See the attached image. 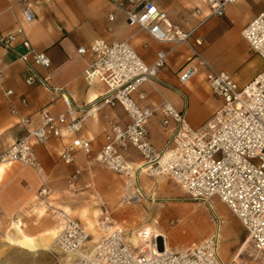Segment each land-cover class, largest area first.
Here are the masks:
<instances>
[{"label": "built area", "instance_id": "1", "mask_svg": "<svg viewBox=\"0 0 264 264\" xmlns=\"http://www.w3.org/2000/svg\"><path fill=\"white\" fill-rule=\"evenodd\" d=\"M7 1L10 5L14 2L22 5L25 21L35 20L36 0ZM111 1L126 13L131 25H138L159 41L186 44L192 58L199 63L187 66L180 74V82H188L200 67H205L206 82L223 104L210 121L197 128L189 123L187 109L178 110L165 97L154 109L141 107L135 95L145 99L147 94L140 91V87L146 83L153 87L157 83H165L159 78V71L165 64L167 52L158 51L155 63L148 64L128 40L108 42L96 38L90 45L93 60L85 70L86 78L89 82L99 80L105 83L109 90L101 97L102 105H122L130 122L125 127H115L106 135L102 148L93 154L91 140L78 135L85 117L75 115L76 104L72 97L63 89L53 87L36 68L37 65L50 68V57L38 51L28 38L21 43L24 52L13 46L17 36L24 33V28L20 27L16 33L0 35V43L14 51L27 65L26 84H40L60 92L67 108L58 115L44 111L42 124L29 129L27 135L1 151L0 162L33 168L42 182L38 196L46 205L49 204L47 199L51 189L36 155V143L43 144L51 136H71L70 143L61 151L66 164H73L75 153L81 151L89 162L122 174L134 172L125 154L133 147L148 164L150 175L171 177L193 199L207 203L212 209L213 200L218 197L239 218L255 250L264 253V65L247 83L239 85L232 74L218 71L203 57L201 37L192 40L203 23L212 17L224 16L228 6L238 0H201L208 8L207 12L200 7L195 9L201 21L189 31L180 25L169 26L167 12L154 0ZM109 19H114V13L109 15ZM242 36L264 63V9L243 28ZM78 51L85 53L87 49L82 46ZM6 94L13 96L15 91L8 89ZM22 102L26 104L27 99L22 98ZM157 110L162 113L165 127L174 123L172 133L161 150L151 142L147 128ZM12 113L18 114V110L13 107ZM20 121L27 126L31 118L20 117ZM81 173L82 167L77 166L69 175L67 183L70 189H76ZM139 199V196H133L130 201ZM57 214L59 234L55 248L50 252L58 264H244L234 258L226 261L221 256V221L217 215L215 229L191 246L181 250L167 248L166 237L163 236L161 242L153 240V245L158 247L160 244L162 249L155 252L144 245L129 243L125 230L108 209H104L97 223L98 237L70 213L61 210ZM175 223L172 221L173 225Z\"/></svg>", "mask_w": 264, "mask_h": 264}, {"label": "crops", "instance_id": "2", "mask_svg": "<svg viewBox=\"0 0 264 264\" xmlns=\"http://www.w3.org/2000/svg\"><path fill=\"white\" fill-rule=\"evenodd\" d=\"M118 1L126 2V0ZM245 1L238 0L229 6ZM154 2L167 12L169 26L180 25L186 31L197 26L201 21V16L195 14V9L200 7L204 12H207L208 9L201 0H154ZM34 9L36 11L35 20L27 22L21 4L14 2L10 5L7 0H0V35L7 36L16 33L20 27H23L24 33L17 36L13 46L24 52L25 48L21 43L28 38L38 51L44 52L50 57V68L39 65L36 68L53 87L63 89L72 97L76 104L75 115L85 117L83 128L78 135L91 140L93 154L102 148L106 142V135L112 133L115 127H125L130 122V117L122 105H102L101 97L108 93V86L99 80L89 82L86 78L85 70L93 60L90 45L96 38H102L108 42L128 40L148 64L155 63L158 51L167 52L165 64L159 71V78L165 83H157L155 87L148 83L143 84L140 91L147 94L146 98L140 99L138 95H135V99L141 107L154 109L165 97L178 110L187 109L189 123L197 128L210 121L216 110L223 104V100L220 98L219 105L203 118L196 120L194 116L190 117L189 97L185 89L196 91L194 78L199 76L206 90L214 95L206 82V68L200 67L194 77L184 84L181 83L179 77L182 71L190 64L199 63L197 59L192 58L189 47L183 43L159 41L149 32L141 30L138 25H131L126 13L119 10L111 0H36ZM259 12V10H251L238 26L237 35L244 43L245 50L235 61L228 60L226 52L223 50L231 24L227 10L224 16L212 17L207 20L192 36V40L196 37L203 39L201 46L203 57L218 71L232 74L237 82L235 75L252 57L257 56L259 62L262 63V68L264 65L263 60L258 55H254V51L242 36L243 28ZM111 13H114L113 20L109 19ZM82 46L87 49L85 53L78 51ZM261 69H258L257 66L244 83L238 82V84L244 85ZM28 74L27 65L19 59L18 55L0 43V152L27 135L29 129L39 127L43 122L44 111L58 115L67 108L60 92L49 90L40 84H26L25 79ZM8 89H13L15 94L7 95L6 90ZM22 98L27 99L26 104L22 102ZM13 107L18 110V114L12 113ZM26 116L31 118V122L27 126L20 121V117ZM173 126L174 123L169 127L162 124L160 110H157L150 118L147 125L149 137L157 149L161 150L165 147ZM71 139V136L66 138L51 136L43 144L36 143L35 151L39 162L44 167L47 185L51 189L48 198H51L55 206L50 203V209L65 210L79 219L92 233H95L104 209L109 210L106 198L111 193L112 197L126 199L129 196L128 193L132 192V196L140 197L137 201L144 198L155 202L167 187L168 179L164 176L152 177L144 172L125 174V176L114 174L113 170L103 165L89 162L81 151L75 153L73 164H66L61 158V151L70 143ZM125 154L128 163L134 167V172H136L137 167L143 162V157L133 147L127 149ZM16 164L18 163L0 162L1 214L4 213L7 217H10L11 213L14 214L16 207L28 199L38 185V179L30 169L19 168ZM77 166L82 167V173L79 176L76 189L72 190L69 188L67 180ZM38 178L40 179V177ZM29 182L32 189L26 190L25 185ZM41 187L42 182L39 185L40 189ZM34 199H39L38 195L31 197L29 202ZM35 205L37 204L35 203ZM33 210L38 212L37 219L32 226L21 218H14L8 224L4 232L7 243L9 241L6 236L9 232L14 231V222H18L24 232L32 237L58 230L56 218L51 210L47 212L44 204L41 207H34ZM154 220L158 222L157 218ZM1 225L0 222V227ZM11 228L12 230L9 231ZM54 241L55 239L48 240L47 250L51 249ZM132 245L134 244L132 243ZM140 245L143 244H138V242L135 244V246ZM189 246L191 244L176 249L170 248L181 250ZM47 250L37 252L38 255L31 252L37 258L35 259L36 263L40 262L38 258L41 253H45ZM64 260L68 259L64 257Z\"/></svg>", "mask_w": 264, "mask_h": 264}, {"label": "rangeland", "instance_id": "3", "mask_svg": "<svg viewBox=\"0 0 264 264\" xmlns=\"http://www.w3.org/2000/svg\"><path fill=\"white\" fill-rule=\"evenodd\" d=\"M263 8L264 1L261 0H246L243 3L234 4L227 8L230 16L229 22L231 24L223 50H225L228 60H237L245 50L244 43L238 38L237 30L238 26L246 17V14L251 10L261 11ZM254 55L257 54L254 52ZM257 66L258 69H261L262 63L259 62L257 56L252 57L235 75L238 82L240 84L244 83L253 74ZM193 82L196 91L185 89V92L189 97L190 117L194 116V119L198 120L212 112L219 105L220 98L206 90L199 76L194 78ZM16 165L19 168L30 169L32 174L34 176L36 175L38 185L32 195L23 201V203H20L18 205L19 207H16L14 214L11 213L10 217H7L6 214L2 213L0 216V222L2 224L0 227V264H58L50 250L41 253L38 258L40 262L36 263L35 259L37 258L34 254L26 249L12 246L5 241V228L14 218H21L25 223L32 226L33 222L37 219L38 212L35 210L32 211V209L36 206L41 207L44 204L42 203V197L29 202L31 197L33 198L34 195H39L40 192L39 185L41 181L36 171L30 167L20 164ZM112 172L118 175L122 174ZM122 175L125 176V174ZM164 177L168 179L167 187L155 202L148 201L144 198L140 201L131 200L128 202L127 199L121 197H112V193L106 198V205L113 217L126 230L125 235L129 243H131L129 238L133 235L139 239L138 244L141 243L144 245L145 240L148 239L147 237L152 238V241L154 239L157 240L154 237L155 233L165 232L167 234L166 240L169 248L176 249L177 247H184L188 244L192 245L215 229L217 215L221 221V256L226 261H231L235 257L238 260L240 259L244 264H264V253L255 250L251 241L247 240V231L239 218L218 197L214 198V209H212L207 203L193 199L173 179L168 176ZM25 189H32L30 182L25 185ZM128 194L132 195V192ZM47 200L54 205L51 198ZM154 218H157L158 222H155ZM172 221L176 223L173 225ZM11 230L12 228L9 231ZM158 241L161 242V237L158 238ZM247 241L248 245L243 248L244 243ZM51 249H54L53 245Z\"/></svg>", "mask_w": 264, "mask_h": 264}, {"label": "bare ground", "instance_id": "4", "mask_svg": "<svg viewBox=\"0 0 264 264\" xmlns=\"http://www.w3.org/2000/svg\"><path fill=\"white\" fill-rule=\"evenodd\" d=\"M2 163H9V162H2ZM129 166L134 169V167L131 166L130 164H129ZM138 172L148 173V164L142 162L137 167V171L133 172V173L137 174ZM155 177H160V176H155ZM132 197H133L132 195L127 196L126 197L127 201L130 202V199ZM38 198H39V196H38ZM44 206L46 207L47 211H49V210L52 211L51 213H53L55 218L58 215L57 213H59L62 210V209H50V207H51L50 202H49V204H46V205L44 204ZM63 211H65V210H63ZM13 229H14V231L9 232L6 236L9 243L12 245L19 246V247L26 249V250L33 252V253H37L40 251L47 250V242L50 239H55L54 244H53V246L55 248L56 238L59 234V229H58L57 231L54 230V231L42 233L36 237L28 236L24 232L22 226L18 222H14ZM94 235L96 237H98L100 235V232H99L97 227H96V231H95ZM164 235L167 237V234L164 232H156L154 236H155V238H157V241H158V238H160V237L162 238ZM147 238L148 239L145 240V244H144V246H146V249L150 248L152 251L154 250L155 252H160L162 250L160 248L159 244H158V247H155L153 245L152 238H150V237H147ZM129 239H130L131 243H133L134 245L137 244V242H138V240H137L138 238L135 235L131 236ZM247 240L250 241L249 238H247ZM247 245H248V241L246 243H244L243 248H245ZM167 248H169V246H167ZM51 250H53V249H50V251ZM235 260L240 261L238 259H235Z\"/></svg>", "mask_w": 264, "mask_h": 264}]
</instances>
